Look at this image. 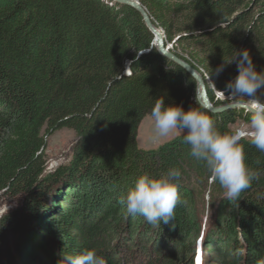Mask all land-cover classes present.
Segmentation results:
<instances>
[{
    "label": "trees",
    "instance_id": "16d2710c",
    "mask_svg": "<svg viewBox=\"0 0 264 264\" xmlns=\"http://www.w3.org/2000/svg\"><path fill=\"white\" fill-rule=\"evenodd\" d=\"M137 1L172 52L227 97L236 64L219 76L214 70L236 50H248L257 71L264 69V0ZM153 42L140 15L113 1L0 0V195L26 198L0 220V259L6 260L0 264H59L63 251L87 249L107 264H126L116 252L139 242L149 256L145 264H194L193 241L203 229L187 182L210 174L190 156L183 135L155 150L140 149L137 138L158 98L204 109L195 80ZM214 90L208 94L216 107L249 102L233 96L221 101ZM259 95L264 99V90ZM207 113L221 132H231L236 119H250L241 110ZM61 129L73 131L77 144L70 164L50 182L46 141ZM240 143L260 178L239 197L224 198L225 215L215 218L204 253L218 252L222 264H264V153L247 138ZM173 167L181 170L179 192L186 201L175 219L153 227L142 216L125 215L118 194L144 173L159 176ZM62 180L54 198L39 206L44 187ZM122 230L127 233L118 248ZM153 253L157 259H150Z\"/></svg>",
    "mask_w": 264,
    "mask_h": 264
},
{
    "label": "clouds",
    "instance_id": "9594fccd",
    "mask_svg": "<svg viewBox=\"0 0 264 264\" xmlns=\"http://www.w3.org/2000/svg\"><path fill=\"white\" fill-rule=\"evenodd\" d=\"M232 63L236 64L237 75L225 88L229 95L251 101L246 127L221 132L206 111L198 107L185 110L181 104L165 105L163 98H158L151 110L156 137L183 133L182 142L189 146L190 156L204 163L210 178L218 182L227 198L239 197L260 178V172L246 163L241 140L248 138L251 145L264 153V99L259 95L264 90V69L257 71L248 50H236L229 60L216 67L215 75L219 76ZM181 176V170L175 167L159 176L144 173L126 192L118 194L117 201L127 216H142L153 227H160L161 222L169 224L175 219L177 206L186 203L179 192ZM60 255L59 264H107L95 249L78 254L63 251Z\"/></svg>",
    "mask_w": 264,
    "mask_h": 264
},
{
    "label": "rangeland",
    "instance_id": "374dc122",
    "mask_svg": "<svg viewBox=\"0 0 264 264\" xmlns=\"http://www.w3.org/2000/svg\"><path fill=\"white\" fill-rule=\"evenodd\" d=\"M172 45V44H171ZM169 44V46H171ZM173 47V46H172ZM207 84L208 89L214 90L209 80L205 81ZM214 94L216 95V98H218L221 101H230L232 99V96L227 97L224 93L218 92L214 90ZM218 94L221 96H218ZM230 103H243L242 101H230ZM230 103H227L226 105H229ZM251 101L246 102L245 104L250 105ZM247 123L244 122L241 118L236 119L234 124H232V129L237 128H243L246 127ZM138 147L143 150H155L159 146L170 142L174 140V138L183 135L171 133L167 137H160L157 138L155 135V127H154V121L151 116H147L140 124L139 130H138ZM248 139V138H247ZM77 144V136L75 133L69 129H61L58 132L54 133L50 137L47 138L46 141V150L45 154L47 156V165H59V164H68L71 162L73 158V149L75 145ZM188 188L193 190L195 193V208L197 210V216L200 218L199 220L202 221V233H200L194 243V250L193 254H191L190 259L193 261L194 264H222L223 258H220L218 256V252L214 254L204 253L205 249V240L207 233L212 230L214 225V220L219 216L223 211V201L226 200L224 198L226 197L225 191L220 187L218 182H214L211 178H208L207 180L203 177V173H198L195 175L193 180L187 182ZM25 196H12L7 195L6 193H2L0 196V220L7 215L12 213L13 211H18L20 209L24 202H25ZM120 240H117V242L114 243V246L118 247V245L121 242V239H124L126 236L127 231L122 230L121 231ZM149 238H153V235H149ZM13 240H11L12 242ZM112 242V241H111ZM15 242H12L13 244ZM243 248L246 249L245 245L241 244ZM14 246V245H13ZM133 248L123 249L119 248V250L116 252V255H121L125 258L126 264H145L149 260V256L144 254V244L139 242L138 245L132 246ZM158 245H155L154 247L151 245L149 246L150 249L155 251L158 250ZM163 252H160V254H163L164 256L167 255L165 248H162ZM168 251V250H167ZM217 251V250H215ZM166 253V254H165ZM158 255L156 256L155 253L151 254L150 259H157ZM227 259H224V261ZM6 261L4 258L3 260L0 259V262L4 263ZM217 262V263H215ZM229 264H231L233 261H226Z\"/></svg>",
    "mask_w": 264,
    "mask_h": 264
},
{
    "label": "water",
    "instance_id": "95a60500",
    "mask_svg": "<svg viewBox=\"0 0 264 264\" xmlns=\"http://www.w3.org/2000/svg\"><path fill=\"white\" fill-rule=\"evenodd\" d=\"M109 1H113L116 4L134 9L140 15V17L144 21L145 26L147 27L149 32L153 35V38H154L153 46L159 51V53L162 56H164L171 63L172 62L175 63L187 75H189L190 78H193L195 80L197 84V92H196L197 102L204 110H206L209 113H214V114H224L231 110H241L250 115V112L248 110L249 105L245 103H230L229 105H224L221 107H216L212 103L210 99V94H208L207 84L203 76L192 65L180 59L178 56H176L172 52V45L169 46V44H167V40L163 32L159 28H157V26L154 24L153 20L150 18L149 14L147 13L146 9L143 7V5L139 1L137 0H109ZM128 70H129V64L126 65V69L123 72L122 76L128 75ZM69 164L70 162L66 165L55 164L49 167L48 165H46V170H45L46 178L49 177V180L51 182L52 177L56 173L59 172V169ZM64 183H65V180H62V181H59L57 185L52 184L51 187H49L50 184H48V186L46 185L44 187V190L42 189L43 191H41L39 206L48 204L54 198V196L56 195L55 193L59 191V189L62 187Z\"/></svg>",
    "mask_w": 264,
    "mask_h": 264
},
{
    "label": "built area",
    "instance_id": "2783aa9c",
    "mask_svg": "<svg viewBox=\"0 0 264 264\" xmlns=\"http://www.w3.org/2000/svg\"><path fill=\"white\" fill-rule=\"evenodd\" d=\"M218 96H221V94L220 95L218 94Z\"/></svg>",
    "mask_w": 264,
    "mask_h": 264
}]
</instances>
